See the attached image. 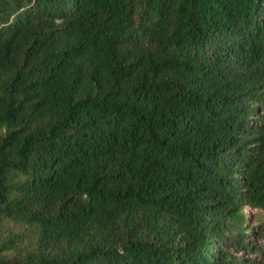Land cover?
<instances>
[{"label": "trees", "instance_id": "obj_1", "mask_svg": "<svg viewBox=\"0 0 264 264\" xmlns=\"http://www.w3.org/2000/svg\"><path fill=\"white\" fill-rule=\"evenodd\" d=\"M0 130V264H264V0H0Z\"/></svg>", "mask_w": 264, "mask_h": 264}, {"label": "rangeland", "instance_id": "obj_2", "mask_svg": "<svg viewBox=\"0 0 264 264\" xmlns=\"http://www.w3.org/2000/svg\"><path fill=\"white\" fill-rule=\"evenodd\" d=\"M245 213L248 219V224L250 226H258L264 223V211L262 209L246 207ZM23 230V227L16 225L11 221H7L4 224L0 225V238H2V236H9L11 232H22ZM256 240L259 241L260 239L256 238ZM260 242L263 243V240H260ZM32 245L33 237L31 234H27L26 237H24V239L22 240L20 246L30 248L32 247Z\"/></svg>", "mask_w": 264, "mask_h": 264}]
</instances>
